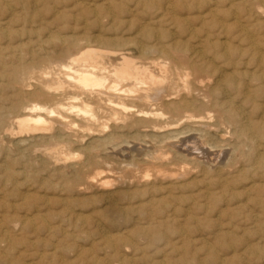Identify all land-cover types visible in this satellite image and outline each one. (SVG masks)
<instances>
[{
	"label": "rangeland",
	"instance_id": "rangeland-1",
	"mask_svg": "<svg viewBox=\"0 0 264 264\" xmlns=\"http://www.w3.org/2000/svg\"><path fill=\"white\" fill-rule=\"evenodd\" d=\"M199 1L0 0V264H264V35L239 19L233 24L244 14L237 8L221 7L210 23L209 0ZM141 33L182 43L178 54L205 55L213 78L226 75L214 96L228 123L215 126L218 114L203 112L211 127L201 139L184 133L169 140L159 152L166 168L141 162L147 138L138 152L123 154L132 143L118 152L94 144L86 154L80 149L90 140L76 136L83 146H71L56 162L47 135L15 134L10 108L20 95L8 82L18 57L28 63L30 53L42 54L39 46L57 50L51 41L63 37L66 44L77 38L108 48L118 53L109 57L115 61L119 54L137 56L135 44L154 40ZM246 122L253 124L251 138L240 130ZM181 140L178 150H168ZM87 157L113 166L102 185L87 180L100 166L83 167Z\"/></svg>",
	"mask_w": 264,
	"mask_h": 264
},
{
	"label": "bare ground",
	"instance_id": "bare-ground-1",
	"mask_svg": "<svg viewBox=\"0 0 264 264\" xmlns=\"http://www.w3.org/2000/svg\"><path fill=\"white\" fill-rule=\"evenodd\" d=\"M198 1L199 0H197V2ZM207 3L209 7L204 17L210 20V23L214 21L221 7L227 6L228 8H237L242 10L244 14L239 16V18H232L233 24L239 19L245 24H250L253 25V27L259 28L260 32L262 30V34L264 35V0H209ZM34 4L35 3H33V5ZM163 8L167 10L169 8L168 4L164 5ZM57 13L56 15L59 14ZM238 26L240 25H237V27ZM255 32H257V30ZM255 32L253 33L255 34ZM193 34L195 33L193 32ZM141 35L144 38L143 40L146 41L154 37L151 36L150 33H141ZM54 39L55 40L51 41V43L55 44V46H59L57 50L52 49L49 51V49H47L48 51H46L44 46H39L42 48V54H40V49L37 52L30 53L32 59H30L28 63L24 62L22 58L16 55L18 58L16 57L17 60L15 59L16 64L11 70L8 83L12 85L20 95L18 104L10 108V113H14V116L17 117L15 120L17 132H15V134L19 136L39 135L40 137L42 136V138L44 135L45 137L47 135V140L52 142L51 145H54L49 149L50 152L48 153L55 161L65 160V158H67L66 156L69 155L67 153H70L66 152V149L70 150L71 146L77 144L78 147L83 146L82 141L78 140L80 138L83 140L84 136L90 141L85 143L83 149H79L82 153L85 151L86 154L90 151L91 145L94 144H100V146L105 148L109 145L111 146L108 147L109 150L118 152L119 149L121 150L124 148V144L132 143L131 149H124L125 151H122L123 154L125 155L133 152L132 148L135 149V152H138L140 147L137 148V150L135 146H138V143L143 140L141 138H145V140L147 138L150 139V149L148 147L147 149L143 147L145 150L141 153L144 154L141 162L143 165L155 168L154 166L169 164L161 161L162 154H159V152L165 145L170 143L172 139L177 138L178 135L182 136V134L188 133L189 135H198L201 139V135L204 133L202 131L211 127L209 123L203 121V112L211 109V112H216L218 114V119L215 118L217 121L214 120L216 121L215 126L228 123L227 118L224 116L225 111L221 110L222 104L217 101L214 96L219 82L221 81L222 83L221 79H225L226 75L224 76V74L221 73L217 79L213 78L214 73L208 70V64L206 63L207 58L205 59V57H203L205 55L202 56L200 53L192 52L190 55L185 54L184 57L178 54L179 51L177 48L182 43H178L177 41H172L169 44L163 43L155 36L154 40L148 46L142 43L140 44L139 42L135 44L134 50L137 52V56H133L132 54L128 56L119 54L117 60L113 61L109 57L117 56L118 53L116 52V55L115 52L109 51L108 48L102 46L97 47L96 45H94L96 47L90 46L88 42L77 38H72L71 42L68 44H66L67 39L63 37ZM107 40L110 41L113 39ZM114 41L112 43H114ZM82 42L86 44L82 45ZM95 42L97 41L95 40ZM206 43L207 42L204 41V44ZM257 53L260 54L258 51ZM152 55H155V57ZM262 56H264V54H261V57ZM262 77L264 76L262 75ZM27 97L32 98L31 103H29V101L27 102ZM1 123L2 122H0V125ZM181 124L182 128L178 129L177 126H181ZM252 126V123L246 122L240 130L251 138L252 135L250 131ZM4 128L5 127L0 129L4 130ZM12 132L13 130L11 129L6 131V133H10V135H12ZM129 132L134 134H131L132 136L127 135L126 137L125 135ZM122 133H124V135ZM76 136L80 138L77 140L74 139ZM181 136L178 138H181ZM123 137H126L127 140H122L121 138ZM57 139L60 141H57ZM119 139H121L122 145L120 143L116 144L115 141ZM85 140H83V142ZM183 143L184 141L181 140L176 145L170 144L171 146L169 145L168 150L173 146L178 150ZM58 144L61 146L60 148H57ZM139 144L142 143L140 142ZM92 154H94V152ZM176 155L175 159H177V161L180 160L183 163L186 161V156L184 154L177 153ZM259 159L260 157H258V160ZM104 161L103 159L92 160L87 157L85 164H81L83 167H89L92 164H94V166L95 164L100 165L93 172V175L90 177L87 176V180L90 184L96 185L99 183L98 185H102L104 180L109 177V172L113 166L110 168L108 165L109 162L107 163ZM260 164L261 167H264V161L260 162ZM137 166L138 165H136V169ZM114 171L115 170H113V172ZM164 178L166 180V178H168L167 175ZM222 184L224 185V183Z\"/></svg>",
	"mask_w": 264,
	"mask_h": 264
}]
</instances>
